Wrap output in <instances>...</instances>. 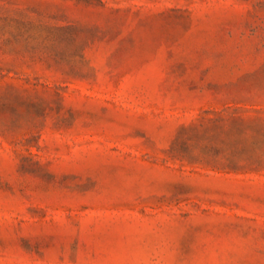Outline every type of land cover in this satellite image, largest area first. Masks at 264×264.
Returning <instances> with one entry per match:
<instances>
[{"label": "rangeland", "instance_id": "374dc122", "mask_svg": "<svg viewBox=\"0 0 264 264\" xmlns=\"http://www.w3.org/2000/svg\"><path fill=\"white\" fill-rule=\"evenodd\" d=\"M0 264H264V0H0Z\"/></svg>", "mask_w": 264, "mask_h": 264}]
</instances>
